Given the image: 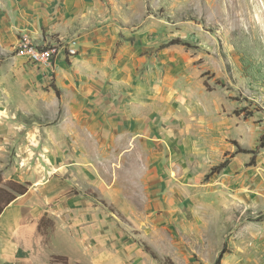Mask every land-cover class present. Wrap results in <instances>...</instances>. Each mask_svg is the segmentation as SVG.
I'll return each instance as SVG.
<instances>
[{
  "label": "rangeland",
  "instance_id": "rangeland-1",
  "mask_svg": "<svg viewBox=\"0 0 264 264\" xmlns=\"http://www.w3.org/2000/svg\"><path fill=\"white\" fill-rule=\"evenodd\" d=\"M96 1L50 31L49 4L0 0L3 200L69 171L130 253L122 264H264V0ZM99 27L115 28L112 67L76 49L49 72L14 52L23 35L76 43ZM113 102L147 112L133 143L103 144Z\"/></svg>",
  "mask_w": 264,
  "mask_h": 264
},
{
  "label": "crops",
  "instance_id": "crops-1",
  "mask_svg": "<svg viewBox=\"0 0 264 264\" xmlns=\"http://www.w3.org/2000/svg\"><path fill=\"white\" fill-rule=\"evenodd\" d=\"M33 1L43 5L49 4L48 9L41 11V15L46 20L45 28L51 29L50 31L53 29L52 26L58 22H62L63 27L68 22L73 24L78 16L83 17L79 13L85 7L86 2L90 4L89 12L93 11V5L97 2L93 0L92 5L91 0ZM26 2L27 0H19L21 6H24ZM121 2L126 4L128 0H121ZM114 29L107 30L99 27L93 33L94 38L91 37L90 32L80 36V43L76 42V49L83 54L81 63L85 64V61L89 60L86 55L100 53L99 61L102 66L112 67L107 64L111 63L108 56L113 48V38L108 37L107 33L110 32L111 36ZM52 43L49 40H42L37 45ZM60 58L61 56L56 60L55 66ZM118 65H121L120 61ZM95 73L100 81L104 80L100 65ZM118 99L121 101L120 96ZM116 105L118 104L113 102L108 108L109 111H105L106 114H110L109 122L105 124L107 128H100L103 130V144L106 143L104 142L106 132L112 134L111 136H114L112 138L123 137V135L135 136L131 137L133 143L137 136H140L139 134H144L143 131L148 121V118L144 116L147 112L133 116L125 112L121 105L118 107ZM105 109L106 106L97 107L95 112L103 113ZM138 141L140 142L141 139L136 140ZM69 176V171H65L61 176L54 175L45 181L35 183L25 194L15 198L5 207L0 215V264H52L51 260L54 256L66 257L67 264L125 263L130 253L124 245L117 246L113 243L112 236L115 237L116 234L111 229L108 220L103 219L99 210L88 209L82 196L72 193L75 183L69 179ZM76 201V205L71 203ZM47 219L52 221L55 235L49 247L43 244L42 237L39 235V230L43 228V221Z\"/></svg>",
  "mask_w": 264,
  "mask_h": 264
},
{
  "label": "built area",
  "instance_id": "built-area-1",
  "mask_svg": "<svg viewBox=\"0 0 264 264\" xmlns=\"http://www.w3.org/2000/svg\"><path fill=\"white\" fill-rule=\"evenodd\" d=\"M76 43L61 41L55 44L37 45L33 43L28 36L23 35L17 40L14 52L16 56L24 58L31 64L37 65L42 70L53 69L56 60L60 56H74L76 55ZM65 54V55H64Z\"/></svg>",
  "mask_w": 264,
  "mask_h": 264
},
{
  "label": "trees",
  "instance_id": "trees-1",
  "mask_svg": "<svg viewBox=\"0 0 264 264\" xmlns=\"http://www.w3.org/2000/svg\"><path fill=\"white\" fill-rule=\"evenodd\" d=\"M226 166L225 163L221 164L220 166H218L217 169H223L224 167ZM26 193V190H23L19 193H17L18 195H23ZM7 196V192L5 191H0V215L2 214V212L4 211L5 207L7 205H9L16 197L12 196V197H9L8 199L6 198V200H3L5 197ZM220 257L217 259L216 261V264H219V261H220ZM52 264H57V263H60V264H67V260L66 258L64 257H52V260H51Z\"/></svg>",
  "mask_w": 264,
  "mask_h": 264
}]
</instances>
